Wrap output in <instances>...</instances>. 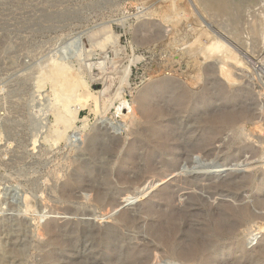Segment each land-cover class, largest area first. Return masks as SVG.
<instances>
[{
    "label": "rangeland",
    "instance_id": "374dc122",
    "mask_svg": "<svg viewBox=\"0 0 264 264\" xmlns=\"http://www.w3.org/2000/svg\"><path fill=\"white\" fill-rule=\"evenodd\" d=\"M224 1L0 0V264H264V234L247 241L264 226L263 55L242 29L263 0ZM58 60L95 112L65 114Z\"/></svg>",
    "mask_w": 264,
    "mask_h": 264
},
{
    "label": "bare ground",
    "instance_id": "6f19581e",
    "mask_svg": "<svg viewBox=\"0 0 264 264\" xmlns=\"http://www.w3.org/2000/svg\"><path fill=\"white\" fill-rule=\"evenodd\" d=\"M205 1V0H204ZM208 2H209V0H207ZM211 1H213V2H211ZM214 1L216 2V1H218V2H220L221 4H220V6L218 5V3L216 4L215 3V5L213 4L214 3ZM245 1V0H244ZM249 1V0H248ZM211 2V3H210ZM210 6H211V9H210V11H213L214 12V9H215V11H219V12H221V13H226L227 11H228V7H229V5H227L226 4V2L224 3V5L222 4V2H221V0H210ZM258 2V1H257ZM260 2H261V0H260ZM235 4V3H234ZM261 6H258L259 7V10H258V8H257V10L258 11H256L255 10V8H253V9H251V7H248V8H250L251 10H250V12H249V16L247 15V16H243V17H246V19L245 20H243V23H242V27H241V25H239L240 26V30H241V28L244 30V34H247V36L248 37H250V38H255L254 36H257L256 38V41H254V43H255V45H254V47H255V49H257L258 51H259V54L260 55H263L264 56V32L262 33L261 31H260V27L261 26H259V25H263L264 26V23H261L260 21H261V19L263 18H261V19H259V14H263V16H264V0L261 2ZM218 5V6H217ZM244 5H245V2H244ZM205 6V5H204ZM218 9H217V8ZM239 8V7H238ZM212 12V13H213ZM229 12V11H228ZM226 13L225 14V16L227 15V14H229V13ZM256 12H258L257 14H256ZM211 13V14H212ZM215 13V12H214ZM213 13V14H214ZM223 14V15H224ZM245 14H247V13H245ZM235 15V14H234ZM238 15V14H237ZM244 15V14H243ZM260 15V16H261ZM238 17V16H237ZM237 17H236V19H237ZM232 19V18H231ZM232 20H234V19H232ZM238 20H239V17H238ZM222 21V20H221ZM229 21V20H228ZM231 21V20H230ZM229 21V22H230ZM224 22V21H223ZM227 23V22H226ZM225 23V24H226ZM228 25H229V23H227ZM238 24H240V22L238 21ZM233 25V24H232ZM230 26V25H229ZM228 27V26H227ZM234 27V26H233ZM224 28H226V27H224ZM264 28V27H263ZM228 29H231V27L230 28H228ZM243 30H241L242 32H243ZM262 30V29H261ZM224 31H226L225 29H224ZM230 31H232V30H230ZM230 31H228V32H230ZM262 31H264V30H262ZM233 32V31H232ZM226 34H229V33H226ZM225 34V35H226ZM231 34V33H230ZM223 35V34H222ZM228 36V35H227ZM242 36H244V35H242ZM217 37V36H216ZM225 37V36H224ZM245 38H247L246 36H245ZM219 39V38H218ZM224 39V38H223ZM242 39V38H241ZM240 39V40H241ZM200 40H202V39H200ZM204 40V39H203ZM221 40V39H220ZM239 40V41H240ZM243 40V39H242ZM251 40V39H250ZM213 41V40H212ZM211 41V42H212ZM248 41V40H247ZM246 41V42H247ZM228 43V42H227ZM243 43H245V40H244V42ZM243 43H242V45H243ZM248 43H250V42H248ZM224 44H226V43H224ZM203 45V44H202ZM251 45V44H250ZM248 45H246V47H247ZM206 47V46H205ZM252 47H253V45H252ZM252 47H250V48H252ZM202 48V47H201ZM254 49V48H253ZM203 51H204V49H203ZM202 51V53H205L206 54V56L208 57V60H210L209 58H212V57H214L215 55H218V53L219 54H222L223 56H225V53H226V51H225V48L222 46V44L221 43H219V41H214V42H212L208 47H207V49L205 50V52H203ZM263 51V54L261 53ZM257 52V51H256ZM258 55V54H257ZM203 56H205V55H203ZM205 56V57H206ZM204 57V58H205ZM207 59V58H206ZM215 59V58H214ZM53 62V61H52ZM52 62H50L51 63V66H52ZM57 62H59V63H57V65L55 64V66L52 68L51 67V74H49V76H51L52 78H53V83L56 81V84H57V87H56V89L55 90H57V88H58V90H57V94H58V92L60 93V94H58L57 96H61V97H63V99H64V101L66 102V105L64 106V104H63V106H62V108L65 110V114H67L68 112H69V109H67V108H69V107H71L72 106V104H71V106H70V102H75L76 104H77V106H76V108H78V110H84V109H86V108H89L90 110H91V112H95V109H91V103L92 102H95L96 103V107H98V106H100V104L102 103L101 102V99L100 98H98V96H97V94H95V93H93L90 89H89V86H87V84L86 83H83L82 82V80L80 81V80H78V78H75V77H73V75H71V73L69 72L70 70V67H69V69L64 65V64H62V65H60L61 63H60V61L58 60ZM64 62V61H63ZM241 62H236V64H240ZM59 64V65H58ZM49 69V68H48ZM74 71V70H73ZM222 74L224 75V76H226V77H228L229 76V74H228V72H229V69L226 67V64H224V66H222ZM45 72V71H44ZM47 73V72H46ZM49 73V72H48ZM47 73V74H48ZM74 74V73H73ZM83 74V73H82ZM48 76V75H47ZM48 76V77H49ZM45 77V76H44ZM51 77H49L50 79H51ZM49 79V80H50ZM43 80H46V79H43ZM50 86V85H49ZM54 90V89H53ZM54 90V91H55ZM52 93V92H51ZM53 94V93H52ZM100 95V94H99ZM60 97V98H61ZM54 99H55V97H54ZM57 100H60V99H58L57 98ZM61 101H62V99H61ZM60 101V102H61ZM63 101V102H64ZM70 101V102H69ZM177 101V100H176ZM64 102V103H65ZM67 102H68V104H69V107H68V104H67ZM112 102V100L110 101V103ZM125 102V96H124V94L122 93V95L120 96V98L118 99V101H117V103H116V106H115V110L117 111L118 110V104H123ZM56 105V104H55ZM261 105H263L262 103H261ZM58 106V105H57ZM74 106V105H73ZM75 107V106H74ZM135 107V106H134ZM147 107V106H146ZM263 107V106H262ZM55 108V107H54ZM110 108V107H109ZM58 109V108H57ZM61 111V110H60ZM66 111H68V112H66ZM75 112V111H74ZM55 113H57V111L55 112ZM63 113H64V111H63ZM134 113V112H133ZM136 113V112H135ZM169 113V112H168ZM74 114H76V112L74 113ZM172 114V113H171ZM78 115V114H77ZM77 115H76V118H77ZM132 115V113H128L125 117H124V119H127V118H129L130 116ZM160 115V114H159ZM170 115V114H169ZM61 116V115H60ZM72 115H70V118H71V120H72V117H71ZM75 116V115H74ZM168 116V115H167ZM56 117H57V115H56ZM66 117V116H65ZM64 117V118H65ZM60 118V117H59ZM67 118H68V116H67ZM59 120V119H58ZM68 120V119H67ZM66 120V121H67ZM75 119L73 118V120L72 121H74ZM156 120V119H155ZM65 122V121H64ZM70 122V121H69ZM64 124V123H63ZM62 124V125H63ZM67 124V123H66ZM65 124V125H66ZM73 124H74V122H73ZM64 125V126H65ZM67 126V125H66ZM69 126V125H68ZM156 126V125H155ZM71 128V127H70ZM69 128V129H70ZM157 128V127H156ZM65 129V128H64ZM68 129V130H69ZM58 130V129H57ZM56 130V131H57ZM66 130V129H65ZM55 131V132H56ZM164 131V130H163ZM60 133V132H59ZM66 133V132H65ZM64 133V134H65ZM159 133V132H158ZM62 134V133H61ZM154 134V133H153ZM161 134H163L162 132H161ZM164 136V135H163ZM57 137V136H56ZM62 138H64V137H62ZM67 138V137H66ZM57 139V138H56ZM61 139V138H60ZM60 139H57V141L59 140L60 141ZM165 139L166 138H164V137H162V136H160L158 139H157V141L155 142V144H153V145H155V146H157V149L158 150H161V149H163L164 148V145L166 144V142H165ZM170 142V141H169ZM167 147V146H166ZM169 147V146H168ZM167 149V148H166ZM156 151V150H155ZM187 154V153H186ZM147 155V154H146ZM140 158V157H139ZM148 161H150L149 159H148ZM139 163V162H138ZM148 165V164H147ZM150 168V167H149ZM148 168V169H149ZM143 169H144V166H143ZM141 170V169H140ZM161 171V170H160ZM147 172H148V170H147ZM143 173V172H142ZM130 175V174H129ZM133 175V174H132ZM138 175V174H137ZM123 176V175H122ZM145 176V175H144ZM117 177V176H116ZM134 177V176H133ZM138 177V176H137ZM155 177H158V176H155ZM125 178V177H124ZM118 179V178H117ZM140 179V178H139ZM142 179V178H141ZM137 180H138V178H137ZM139 181V180H138ZM140 182V181H139ZM128 185V184H127ZM133 186V185H132ZM183 189V188H182ZM72 191V190H71ZM142 196V195H141ZM78 197V196H77ZM80 198V197H79ZM105 200V199H104ZM244 204V203H243ZM132 211V210H131ZM133 213V212H132ZM126 216V215H125ZM171 216V215H170ZM172 218V217H171ZM137 219V218H136ZM162 222V221H161ZM160 222V223H161ZM165 222V221H164ZM175 222V221H174ZM131 223V222H130ZM264 224V223H263ZM161 226H162V224H160ZM163 225H165L164 223H163ZM167 225V224H166ZM172 225V224H171ZM164 227V226H163ZM165 227H167L168 228V226H165ZM252 227V226H251ZM162 228V227H161ZM165 229L164 231H161L162 233H158L159 235H157L156 237H155V241H157V244L158 245H162L164 248H166L167 250H168V253L169 254H173L174 253V247H175V245H176V242L174 241V235H172L173 233H172V228H168V229ZM176 229V228H175ZM248 229V228H247ZM163 230V229H162ZM250 230H251V228H250ZM173 231H174V228H173ZM176 231V230H175ZM256 231H258L257 233H255ZM248 232V231H247ZM55 233V232H54ZM222 233V232H221ZM224 233V232H223ZM178 234V233H177ZM219 234H220V232H219ZM261 234H264V226H260V227H257V230H255L253 233H251V234H249L250 236L248 237V239H247V241L249 242L248 244H250V245H252V244H255V242H258V240H259V236L261 235ZM221 235V234H220ZM219 236V235H218ZM201 241V240H200ZM209 242V241H208ZM145 243V242H144ZM147 246V245H146ZM180 246V245H179ZM194 248H196V247H194ZM150 249V248H149ZM206 248L204 247L203 249H202V252H205L206 250H205ZM156 250V249H155ZM158 250V249H157ZM194 252V251H193ZM161 256H163V255H161ZM145 259H146V256H145ZM80 261V260H79ZM82 261V260H81ZM148 262V261H147ZM74 263V262H73Z\"/></svg>",
    "mask_w": 264,
    "mask_h": 264
},
{
    "label": "built area",
    "instance_id": "2783aa9c",
    "mask_svg": "<svg viewBox=\"0 0 264 264\" xmlns=\"http://www.w3.org/2000/svg\"><path fill=\"white\" fill-rule=\"evenodd\" d=\"M254 72V82L258 89L260 101L264 105V56L255 60Z\"/></svg>",
    "mask_w": 264,
    "mask_h": 264
},
{
    "label": "water",
    "instance_id": "95a60500",
    "mask_svg": "<svg viewBox=\"0 0 264 264\" xmlns=\"http://www.w3.org/2000/svg\"><path fill=\"white\" fill-rule=\"evenodd\" d=\"M118 110L116 111V116L121 117V116H126L130 111H131V101L128 97L125 98V102L122 104H118ZM249 248H251L249 246Z\"/></svg>",
    "mask_w": 264,
    "mask_h": 264
}]
</instances>
